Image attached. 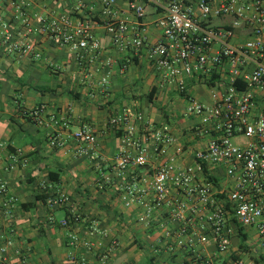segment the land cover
Returning <instances> with one entry per match:
<instances>
[{"label":"crops","instance_id":"0c3cea01","mask_svg":"<svg viewBox=\"0 0 264 264\" xmlns=\"http://www.w3.org/2000/svg\"><path fill=\"white\" fill-rule=\"evenodd\" d=\"M26 2L25 14L36 26L30 37L35 50L22 56L7 52L1 44L6 33L21 42L24 26L11 2L0 0V180L8 187L6 195H0V208L8 203L13 212L11 221L0 212V247L9 239L13 241L7 253L9 264H77L72 255L98 264L96 248L87 250L82 245H71L73 233L93 243L103 241L106 247L117 240L118 248L109 255L107 264H144L145 259L150 264H191L190 251H166L164 234L175 231L179 225L172 218L179 198L175 190L147 223L139 221L153 204L152 182L162 159L155 156L149 144L145 166L119 170L118 156L132 149L123 147L121 132L109 125L111 118L127 109L143 114L153 128L168 125L175 138L170 154L176 153L182 166L191 165L196 152L206 147L209 138L196 132L200 118L184 116L187 95L157 74L146 50L115 49L104 28L101 0H85L83 8L77 0ZM117 10L118 18L130 15L126 1H120ZM146 11L148 40L154 43L162 35L155 24L162 12L150 5ZM64 14L73 19L93 16L94 34L102 53L90 64L91 79L85 78L68 46L38 30L36 16L51 21ZM216 19L222 22L214 25ZM232 20L215 18L210 25H228ZM123 64L127 68L121 72ZM108 70L110 82L108 90L103 91L98 82ZM187 92L201 103L211 104L210 88L197 78L188 80ZM43 105L48 114L64 117L66 126L61 123L55 128L66 131V135L85 126L92 129L98 138L94 148L88 154H80L79 144L71 139L62 148H50L48 136L52 128L47 127V120L40 125L29 115ZM18 153L24 155L27 164H13L11 157ZM206 177L212 183L226 179L221 168L208 172ZM129 188L135 190L136 198L131 206L125 200ZM61 193L69 197L70 204L50 208L48 200ZM64 219L70 220L68 227L60 225ZM203 253L216 254L214 259L220 262L212 243L204 244ZM253 261L264 264L263 259L256 257Z\"/></svg>","mask_w":264,"mask_h":264},{"label":"built area","instance_id":"2783aa9c","mask_svg":"<svg viewBox=\"0 0 264 264\" xmlns=\"http://www.w3.org/2000/svg\"><path fill=\"white\" fill-rule=\"evenodd\" d=\"M6 1L21 16L24 32L21 42L6 33L1 44L9 53H32L35 48L30 37L36 26L25 14L28 4L26 0ZM120 1L128 3L129 16L118 18ZM77 2L80 8L85 6V0ZM101 4L104 28L115 49L146 50L157 74L187 95L184 116L200 118L196 132L209 138L206 147L196 152L195 162L182 166L179 156L170 154L175 138L168 125L153 128L143 114L129 109L110 119V127L122 134L123 147L132 149L118 156L119 170L145 166L149 144L155 156L162 159L153 177V204L139 221L147 223L175 190L179 198L172 218L179 225L164 234L167 252L190 251L191 264H254V257L264 260V0H101ZM148 5L162 12L155 22L162 35L154 43L148 40L150 30L145 22ZM228 17L233 19L231 24L210 25L215 18ZM35 22L41 34L57 38L61 45L70 48L85 78L91 79L90 64L102 53L94 34L93 16L73 19L64 14L58 20L47 21L38 15ZM110 65L108 60L107 66ZM126 68L123 64L120 71ZM215 76L220 79L214 81ZM110 77L109 70L101 76L98 85L103 91L108 90ZM191 78L210 88L211 104L188 95L187 82ZM29 115L40 125L47 120V127L52 128L48 136L52 149L64 147L71 139L79 144L78 152L85 155L98 142L88 126L68 135L57 130L55 127L61 123L66 126L64 117L48 114L44 105ZM11 158L13 164H27L22 153ZM219 168L224 170L226 179L212 183L206 175ZM7 191V184L0 180V195ZM134 194L135 190L129 188L127 206L136 201ZM69 204L65 193L48 200L50 208ZM0 212L13 220L8 203ZM60 225L68 227L70 220L64 219ZM248 229L258 237L259 247L250 245L253 234ZM70 239L75 248H96L98 264H107L109 255L118 248L117 240L106 247L103 241L82 240L74 233ZM207 243L216 247L219 263L214 259L216 254L203 253ZM13 245L9 239L0 247V264H9L7 253ZM16 253L21 255L20 250ZM71 259L77 264H91L86 257L72 255Z\"/></svg>","mask_w":264,"mask_h":264},{"label":"rangeland","instance_id":"374dc122","mask_svg":"<svg viewBox=\"0 0 264 264\" xmlns=\"http://www.w3.org/2000/svg\"><path fill=\"white\" fill-rule=\"evenodd\" d=\"M221 22H222L221 20L216 19V20L213 21V24H214V25H217V24H220ZM251 234H253V235L250 236V240H249L250 245L253 246V247H254V246H255V247H259V239H258V237L254 235V232H252ZM247 258H248V257L245 258L246 261H248ZM144 264H150V263L148 262V259H145V260H144Z\"/></svg>","mask_w":264,"mask_h":264},{"label":"trees","instance_id":"16d2710c","mask_svg":"<svg viewBox=\"0 0 264 264\" xmlns=\"http://www.w3.org/2000/svg\"><path fill=\"white\" fill-rule=\"evenodd\" d=\"M243 241H246V237L244 236V238H243ZM248 251L250 250V249H247Z\"/></svg>","mask_w":264,"mask_h":264}]
</instances>
